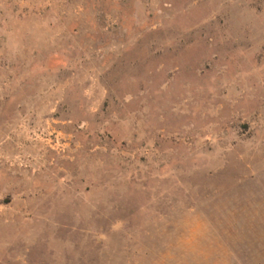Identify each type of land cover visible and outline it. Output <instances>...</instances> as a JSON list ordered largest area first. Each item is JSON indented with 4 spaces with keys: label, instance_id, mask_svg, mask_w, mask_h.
<instances>
[{
    "label": "rangeland",
    "instance_id": "1",
    "mask_svg": "<svg viewBox=\"0 0 264 264\" xmlns=\"http://www.w3.org/2000/svg\"><path fill=\"white\" fill-rule=\"evenodd\" d=\"M263 248L264 0H0V264Z\"/></svg>",
    "mask_w": 264,
    "mask_h": 264
},
{
    "label": "crops",
    "instance_id": "2",
    "mask_svg": "<svg viewBox=\"0 0 264 264\" xmlns=\"http://www.w3.org/2000/svg\"><path fill=\"white\" fill-rule=\"evenodd\" d=\"M264 250V248L262 249ZM264 252V251H262ZM241 264H264V254H250L239 260Z\"/></svg>",
    "mask_w": 264,
    "mask_h": 264
}]
</instances>
